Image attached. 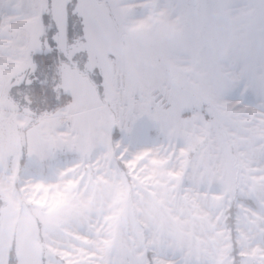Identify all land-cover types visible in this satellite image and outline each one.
<instances>
[{"label":"rangeland","instance_id":"374dc122","mask_svg":"<svg viewBox=\"0 0 264 264\" xmlns=\"http://www.w3.org/2000/svg\"><path fill=\"white\" fill-rule=\"evenodd\" d=\"M129 4L48 0L47 24L3 46L0 118L18 144L1 133L0 212L16 199L28 216L17 264H233L232 208L239 264H264V97L242 57L254 49L227 48L240 59L208 68L174 47L166 17ZM45 83L52 100L33 91ZM38 145L55 154L40 168Z\"/></svg>","mask_w":264,"mask_h":264},{"label":"crops","instance_id":"0c3cea01","mask_svg":"<svg viewBox=\"0 0 264 264\" xmlns=\"http://www.w3.org/2000/svg\"><path fill=\"white\" fill-rule=\"evenodd\" d=\"M125 1H129L130 6L145 8L137 16L141 20L146 21L159 14L161 18L166 17L171 31L176 33L172 40L174 47L184 48V51L195 48L186 54L197 56L198 63L208 68L214 61L222 63L220 61L224 57L240 59L239 55L236 56L237 53L232 57V53L225 50L227 48L243 49V54L247 52L244 49H254L250 56L242 57L245 63H249L250 68L257 72L256 77L254 74L251 76V87L259 89L258 93L264 97V0H137V5H134L136 0ZM47 8L48 0H0V16L5 21L4 27L0 29V103L6 87V69L4 70L3 66L5 61L1 54L3 46L12 47L13 37L20 36L21 32L33 31L36 24H42L44 27L46 23H42V20L47 14ZM196 48L204 50L202 53H194L198 51ZM17 126L11 119L0 118V135L3 132L10 133L11 141L15 137L18 144ZM5 150V140L0 137V175L4 180L10 167L7 163L11 155L10 152L4 153ZM8 199L12 200L10 197ZM12 201L17 207L10 205L0 212V254L6 256V264L12 250L15 254L17 228L21 216H27L26 213H21L19 201ZM26 220L24 218V224Z\"/></svg>","mask_w":264,"mask_h":264},{"label":"trees","instance_id":"16d2710c","mask_svg":"<svg viewBox=\"0 0 264 264\" xmlns=\"http://www.w3.org/2000/svg\"><path fill=\"white\" fill-rule=\"evenodd\" d=\"M44 17H46V15H44ZM45 23L47 24V20ZM41 57H44V56H39V57L36 56V59L41 58ZM49 57L50 58L48 61L50 62V61H52V57L50 55H49ZM34 60H35V58H34ZM39 64H43V63H39ZM18 88H20V87H18ZM18 88L16 87V89H18ZM35 90L37 91V94H39L40 96L42 95L43 92H46L45 97L49 96L50 99L52 100L51 93L48 92L49 90H47L46 83L41 84V85H34L33 91H35ZM12 97L14 98L15 94H13ZM69 102H70V97L66 96L63 99V102H60L58 104H53V106L48 109L49 115L50 116L55 115L57 112L62 110L66 105H68ZM242 200L245 203V205H248V206H250L252 203V201H248L246 199H242ZM235 214H236L235 208L228 210V218L225 219V226L229 230V241L231 242V255L233 256V264H239V260L241 259V256L238 254L239 250H238V246H237V242H236L238 232L236 230ZM8 264H17V259H16V256H15L13 250L10 253Z\"/></svg>","mask_w":264,"mask_h":264},{"label":"snow or ice","instance_id":"6c2138e0","mask_svg":"<svg viewBox=\"0 0 264 264\" xmlns=\"http://www.w3.org/2000/svg\"><path fill=\"white\" fill-rule=\"evenodd\" d=\"M212 82L214 83V86L219 90L222 89L223 87H225L226 85L223 83L221 76L219 75V73H214L212 78H211ZM125 133L130 134L131 133V129H125ZM119 144V141L117 142ZM54 152H52L50 149L45 148L42 145H38L36 146L32 151L29 152V163L35 165L36 167L40 168L43 166L44 162L50 159L54 158ZM64 174L61 173V176H63ZM41 184L43 183V181L40 182ZM57 188H59V185H57ZM71 185H69V189L67 191H65V197H66V201L68 203L71 202L72 200V196H71Z\"/></svg>","mask_w":264,"mask_h":264},{"label":"built area","instance_id":"2783aa9c","mask_svg":"<svg viewBox=\"0 0 264 264\" xmlns=\"http://www.w3.org/2000/svg\"><path fill=\"white\" fill-rule=\"evenodd\" d=\"M4 25V19L3 17L0 16V29L3 27Z\"/></svg>","mask_w":264,"mask_h":264}]
</instances>
